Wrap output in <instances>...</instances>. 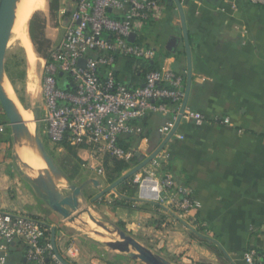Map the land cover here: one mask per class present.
I'll use <instances>...</instances> for the list:
<instances>
[{
  "label": "crops",
  "instance_id": "crops-1",
  "mask_svg": "<svg viewBox=\"0 0 264 264\" xmlns=\"http://www.w3.org/2000/svg\"><path fill=\"white\" fill-rule=\"evenodd\" d=\"M180 1L190 56L176 3L168 0L158 20L144 25L141 32L154 48L159 65L184 75L185 86L192 67L188 105L202 112L207 121L203 125L180 123L177 134L184 139L174 136L167 142L168 163L156 171L159 177L171 175L176 191L191 196L197 206L184 213L169 204L139 200L132 182L95 201L100 189L87 185L83 192L95 217L122 228L172 264H248L244 259L247 249L264 251V7L250 0ZM75 2L59 0L56 12L50 8L44 12L42 37L48 51L63 40ZM128 62L118 59L116 76L125 83L143 85L141 62L131 66ZM170 118L149 113L132 121L133 132L122 138L132 153L126 160L128 167L139 165L138 161L165 141L160 129ZM18 144L6 129L0 132L1 210L41 218L51 237L55 230L56 248L71 264H144L109 249L102 241H90L77 225L54 212L35 190L31 174L17 154ZM44 144L70 183L81 185L97 179L102 189L113 183L107 173H113L114 164L107 158L102 161L89 149L57 146L49 137ZM76 166L83 168L72 178ZM128 171L124 169L121 176ZM82 219L88 221V215ZM97 249H105L116 260L94 256ZM9 254V264L27 263L23 246L16 244Z\"/></svg>",
  "mask_w": 264,
  "mask_h": 264
},
{
  "label": "built area",
  "instance_id": "built-area-1",
  "mask_svg": "<svg viewBox=\"0 0 264 264\" xmlns=\"http://www.w3.org/2000/svg\"><path fill=\"white\" fill-rule=\"evenodd\" d=\"M167 1L76 0L63 40L45 58L41 83L44 105L36 121L38 128L45 123V133L55 145L89 149L104 161L129 160L132 153L121 140L133 132V120L143 119L149 113L171 116L160 129L167 139L181 115L186 94L184 77L161 65L158 70L145 73L143 85L134 86L115 73L118 59L155 57L154 48L141 29L158 20ZM250 2L264 7V0ZM110 11L124 17L113 18ZM133 33L136 36L130 40ZM81 60L85 64H80ZM59 74L67 77L65 87L58 85ZM206 121L202 112L189 105L182 113L181 123L203 125ZM4 131L5 126L0 125V132ZM174 136L184 139L176 131L169 141ZM168 159V153L161 150L148 169L133 176L132 183L139 200L169 204L187 213L197 206L195 200L176 191L171 175L157 174L156 170ZM16 244L25 249L26 264H63L54 251L49 226L41 218L0 209V264H9L10 250ZM244 259L248 264H264V251L249 248Z\"/></svg>",
  "mask_w": 264,
  "mask_h": 264
},
{
  "label": "water",
  "instance_id": "water-1",
  "mask_svg": "<svg viewBox=\"0 0 264 264\" xmlns=\"http://www.w3.org/2000/svg\"><path fill=\"white\" fill-rule=\"evenodd\" d=\"M18 1L19 0H0V104L9 119L14 139L19 142L25 141L27 144H34L45 163V167L38 169L34 175L29 176L35 190L54 212L60 214L69 223L79 225L80 227H83L84 225L89 226V222L82 219L84 214L88 215V218L91 221L105 230V233L96 230L93 231L100 236L106 237L103 244L109 249L124 253L129 258L140 260L144 264H172L168 259L141 244L122 228L107 220H100L95 217L91 213L88 200L86 199L83 190L87 185H93L100 189V194L92 199L93 201L97 200L107 191L116 188L127 178L135 175L142 168L150 164L157 154L164 149L169 139L179 128L182 113L189 104L193 80L192 67H189L187 74L186 94L181 108V115L178 117L174 128L168 135L167 139H165V141L151 155H149V157L145 158L139 165L135 166L113 182L108 189H102L100 181L97 179H88L81 185L72 184L65 173L56 164L52 155L48 152L44 142L38 134V131L36 130L34 133L31 132L28 124L23 121L16 103L3 88L2 82L3 78H5L7 49L11 39L12 27L16 19ZM169 2L176 3L181 13L183 25L185 27L186 47L190 56L191 46L182 3L180 0H169ZM135 36V33H133L130 40H134ZM80 64H85V60H81ZM17 154L19 153L17 152ZM20 160L25 166L30 167V165L22 158H20ZM67 192L70 193L67 194ZM54 231L55 230L53 229L52 243L55 253L63 264H71L63 258L57 250Z\"/></svg>",
  "mask_w": 264,
  "mask_h": 264
},
{
  "label": "rangeland",
  "instance_id": "rangeland-1",
  "mask_svg": "<svg viewBox=\"0 0 264 264\" xmlns=\"http://www.w3.org/2000/svg\"><path fill=\"white\" fill-rule=\"evenodd\" d=\"M50 2L51 0H45L46 9H43L42 11L34 12V14H32V16L27 22L28 26L26 28V31H28L27 34L30 38L35 55L34 65L31 63L30 55L27 49L23 46V44L16 38L15 34L12 32V36L7 49L6 71H5L6 79L4 80V82L8 86L6 92L14 100L16 105H18L17 107L19 109L30 114L31 117L30 121L31 122L33 121L32 125L34 126V127L32 126L33 132L37 130L42 141L43 142L46 141V143H47V134L45 133V123H40L38 128V123L36 122V114L37 112L39 113L40 108L43 107L44 105L41 83L44 74L45 58L49 55L51 51V50L49 51L47 50V43L43 42V37H42L43 29L45 26L44 23L46 22L44 12H47L49 10ZM30 34H32L38 40V43H34L31 40ZM38 51H40V53H38ZM0 123H2L5 126L7 133L10 135L12 141H14L15 139L13 137L9 119L4 109L2 108L1 104H0ZM58 155L61 156V153H59ZM62 160L63 159L60 157L59 161L61 162ZM141 162L142 161L140 160L137 163H141ZM148 166L149 164L144 168L148 169L147 168ZM132 167L133 166L128 167L127 170H130ZM81 168L83 167L76 166L71 170L72 178H77L80 175V170H82ZM142 170L143 168L140 171ZM26 171H28V173L31 174L30 167L28 168L26 167ZM140 171H138L137 173H139ZM133 176H131V182L133 180L132 179ZM100 220H104V219H100ZM88 222H89V226L84 225L83 227H80L79 225H77V227L81 229V232L79 233L85 236L86 238L90 239V241L94 243L97 240L102 242L106 240L105 236H100L93 231L96 230V231H100L101 233H105V230L102 227L98 226L93 221H91L89 218H88ZM93 253H95L94 256L102 257V259L105 260H109V258H111L112 261L116 260L115 258L110 257L105 249L104 250L97 249L95 251L93 250Z\"/></svg>",
  "mask_w": 264,
  "mask_h": 264
},
{
  "label": "bare ground",
  "instance_id": "bare-ground-1",
  "mask_svg": "<svg viewBox=\"0 0 264 264\" xmlns=\"http://www.w3.org/2000/svg\"><path fill=\"white\" fill-rule=\"evenodd\" d=\"M45 0H19L16 19L14 21V25L12 27V32L15 34L16 38L23 44V46L27 49L31 63L34 65L35 63V55L33 46L31 44L30 38L26 31L27 22L36 11H42L45 8ZM48 7V5H47ZM12 36V34H11ZM6 78H3V88L7 91V84L4 82ZM18 106V105H17ZM19 109V108H18ZM20 115L24 122L28 124L29 129L32 133V122L30 114L25 111L19 109ZM34 127V126H33ZM18 153L20 158L26 161L30 165L31 175H34L36 171L42 167H45V163L43 162L37 148L34 144H27L25 141H21L18 144Z\"/></svg>",
  "mask_w": 264,
  "mask_h": 264
},
{
  "label": "trees",
  "instance_id": "trees-1",
  "mask_svg": "<svg viewBox=\"0 0 264 264\" xmlns=\"http://www.w3.org/2000/svg\"><path fill=\"white\" fill-rule=\"evenodd\" d=\"M58 7H59V0H51V2L49 4V8L51 9V11L52 12H56ZM109 14L113 18H123L124 17L123 15H120V14L116 13V11H110ZM30 37H31V40L34 43H38V40L32 34H30ZM43 42L47 43L46 40H44V39H43ZM38 53H40V51H38ZM48 57H49V55L46 58H48ZM127 60H129L128 65H130V66L134 65L136 62H141L140 69L142 71L143 76L145 75V73H147L149 71L158 70L160 68V65H159V63H158V61L156 60L155 57L152 58V59H149V60H143V59H135L134 60V59H131V58H129ZM182 76L185 79V76L184 75H182ZM65 79H66L65 75L59 74L57 76L58 85L61 86V87H65L64 86V82L67 81ZM164 101H166V100H164ZM121 144H122V140H121ZM64 147H66V148H74V147L69 146L67 144ZM135 158H137V157H135ZM108 161H110V160L108 159ZM112 162L114 164V171H113V173L108 172L107 176L111 179V182H114V181H116L117 179H119L121 177V175H122L121 173H122V171L124 169H128V165H126V162L123 161V160L112 159L111 163ZM129 183H131V177L127 178L120 185H128Z\"/></svg>",
  "mask_w": 264,
  "mask_h": 264
}]
</instances>
